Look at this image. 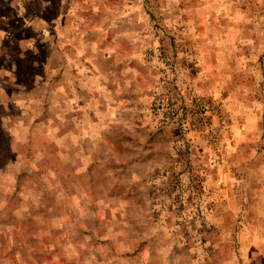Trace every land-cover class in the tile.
Instances as JSON below:
<instances>
[{"label":"rangeland","instance_id":"1","mask_svg":"<svg viewBox=\"0 0 264 264\" xmlns=\"http://www.w3.org/2000/svg\"><path fill=\"white\" fill-rule=\"evenodd\" d=\"M0 264H264V0H0Z\"/></svg>","mask_w":264,"mask_h":264}]
</instances>
